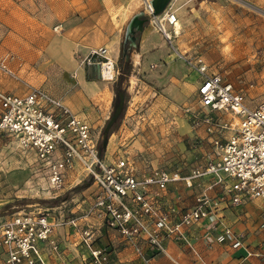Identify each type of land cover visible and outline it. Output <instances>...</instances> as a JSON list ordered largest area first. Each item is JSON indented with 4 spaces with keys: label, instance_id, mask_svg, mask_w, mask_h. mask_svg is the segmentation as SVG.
<instances>
[{
    "label": "rangeland",
    "instance_id": "374dc122",
    "mask_svg": "<svg viewBox=\"0 0 264 264\" xmlns=\"http://www.w3.org/2000/svg\"><path fill=\"white\" fill-rule=\"evenodd\" d=\"M71 2L0 0V62L5 66L0 67L1 91L23 94L35 86L59 97L67 87L79 86L69 61L85 66L81 62L85 55L71 48L70 32L61 42H54L63 31L61 20ZM84 2L74 0L73 7ZM140 2L144 9L145 0ZM169 7L175 11L177 22L171 41H167L171 58L162 72V83L181 85L177 90L180 97L160 94V87L146 80L141 71L133 72L132 65L129 73H122L117 59L109 55L118 73L111 81L98 77V88L104 87L108 95L99 93L92 105L93 121L86 122L91 141L106 164L125 159L140 175L153 167L184 172L214 158L212 134L203 125L192 127L189 111L226 124L222 131L225 137L232 132L229 127L238 122L230 111L199 108L195 88L198 74L186 59H202L209 72L221 75L244 93L249 108L264 100V0H171ZM127 38L124 30L121 44H126ZM132 54L134 45L129 48L130 60ZM114 73L111 68L105 80ZM120 95L124 98L122 110L109 129L106 148H102L104 127ZM197 148L206 153L202 163L196 162ZM34 167L33 150L23 147L12 135L0 134V222L20 211L66 217L78 202L89 200L96 191L79 159L66 175L65 190L57 197L40 187L43 181L33 175ZM200 182L209 183L207 177ZM248 203L264 230V198L249 199ZM2 255L0 251L4 264Z\"/></svg>",
    "mask_w": 264,
    "mask_h": 264
},
{
    "label": "built area",
    "instance_id": "2783aa9c",
    "mask_svg": "<svg viewBox=\"0 0 264 264\" xmlns=\"http://www.w3.org/2000/svg\"><path fill=\"white\" fill-rule=\"evenodd\" d=\"M144 9L149 22L170 42L176 29L175 11L168 4L161 13L154 14L150 2L145 3ZM186 61L198 74L199 108L230 111L238 122L229 127L232 132L225 137L222 131L226 124L202 116L199 111H189L191 126L203 125L212 134L215 156L192 167L185 175L157 167L139 175L125 159L106 164L91 141L87 123L59 98L35 86L23 94L0 90V134L12 135L23 147L34 151L33 175L43 181L40 187L51 197H57L65 190L66 175L75 169L77 159L96 187L93 197L82 199L66 217H54L43 211H20L5 217L0 222L4 264H47L46 255L61 252L53 233L55 227L62 226L73 230L74 243L84 251L83 264L109 262L107 248L95 243L100 226L116 230L143 264H150L153 256L166 252L165 238L183 241L201 259L186 238V227L216 215L221 204L240 206L249 199L264 198V100L249 108L244 93L221 75L209 72L202 59ZM81 62L88 67L98 65L101 80L102 65L110 62L115 73L104 81L113 80L118 73L104 46L89 49ZM0 67L5 68L2 62ZM204 177L210 179L209 183L194 197L193 206L182 211L177 219L161 208V191L170 183L183 182L191 187L193 181ZM207 190H214V194ZM92 218L99 220V225L92 223ZM225 232L231 235L234 245L242 244L241 235L229 228ZM140 241L153 249L151 255L144 254Z\"/></svg>",
    "mask_w": 264,
    "mask_h": 264
},
{
    "label": "crops",
    "instance_id": "0c3cea01",
    "mask_svg": "<svg viewBox=\"0 0 264 264\" xmlns=\"http://www.w3.org/2000/svg\"><path fill=\"white\" fill-rule=\"evenodd\" d=\"M70 1L72 2L67 5L68 9L64 14L65 19L61 20L60 30L63 31L54 37V42H61L70 32L68 38L71 39V48L79 50L82 55H86L91 48L104 46L113 59H118L124 30L128 34L132 25L141 24L142 18L147 17L140 0H86L83 4L77 3L80 5L78 7H73L74 0ZM73 15L76 16L71 18ZM58 26L53 29L57 30ZM169 51L167 40L147 17L139 31L130 64L133 72L136 69L141 71L146 80L158 85L160 94H175L180 97L177 90L181 85L162 83L165 79L162 72L171 58ZM69 63V68L75 70L79 86L67 87L65 92H60L59 95L62 96L55 97L60 98L80 119L92 122V105L97 102L99 93L107 96L108 92L104 87L98 88L101 82L93 67L78 65L74 60ZM111 68L110 62L102 66L103 80ZM197 149L196 162L202 163L206 160V153L201 148ZM175 170L181 175L189 172ZM207 179L210 181L208 177ZM200 181L201 179L193 181L191 187L183 182L170 183L161 191V208L169 212L173 219H177L182 211L193 206L194 197L204 190L206 183ZM207 192L214 194V190ZM91 220L96 225L100 223L96 218ZM259 224L256 210L251 203L245 202L240 206L221 204L216 215L203 218L185 228L186 238L201 259L183 241L165 238L166 252L153 256L150 264H202V261L207 264H264V230L259 228ZM225 228L242 236L240 246L233 244L231 235L225 232ZM53 236L60 242L61 252L59 255H46L47 264H63L68 261L83 264L84 251L80 245L74 243L75 237L70 227H55ZM95 243L109 251L108 264H143L133 247L114 229L100 226ZM140 245L144 254H152L153 249L148 244L140 241ZM0 264H3L1 260Z\"/></svg>",
    "mask_w": 264,
    "mask_h": 264
},
{
    "label": "water",
    "instance_id": "95a60500",
    "mask_svg": "<svg viewBox=\"0 0 264 264\" xmlns=\"http://www.w3.org/2000/svg\"><path fill=\"white\" fill-rule=\"evenodd\" d=\"M171 0H152L151 4L154 9V14H159L161 13L170 3ZM93 67L94 71H96L97 77H99V66H91ZM123 95L119 96V100L115 105L114 111L109 117L108 121L106 122V125L103 130V140H102V148H106L107 142H108V132L112 124L115 122L117 119L118 115L120 114L122 107H123Z\"/></svg>",
    "mask_w": 264,
    "mask_h": 264
},
{
    "label": "trees",
    "instance_id": "16d2710c",
    "mask_svg": "<svg viewBox=\"0 0 264 264\" xmlns=\"http://www.w3.org/2000/svg\"><path fill=\"white\" fill-rule=\"evenodd\" d=\"M146 21H147V17H143L141 24L132 25L128 32V38L126 40V44H122L121 46L117 63L120 69L122 70V73L123 72L129 73L131 69V64L129 59V48L131 47V45L133 46L137 43L139 31Z\"/></svg>",
    "mask_w": 264,
    "mask_h": 264
},
{
    "label": "bare ground",
    "instance_id": "6f19581e",
    "mask_svg": "<svg viewBox=\"0 0 264 264\" xmlns=\"http://www.w3.org/2000/svg\"><path fill=\"white\" fill-rule=\"evenodd\" d=\"M151 1H152V0H145V3H147V2H150V3H151ZM108 63H109V62H108ZM103 65H104V64H103ZM103 65H102V66H103ZM112 69H113V68H112ZM113 71H114V69H113Z\"/></svg>",
    "mask_w": 264,
    "mask_h": 264
}]
</instances>
